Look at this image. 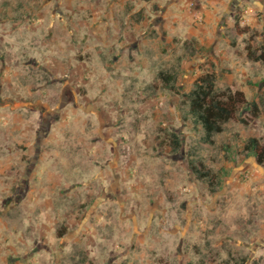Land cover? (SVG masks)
<instances>
[{
	"label": "rangeland",
	"instance_id": "374dc122",
	"mask_svg": "<svg viewBox=\"0 0 264 264\" xmlns=\"http://www.w3.org/2000/svg\"><path fill=\"white\" fill-rule=\"evenodd\" d=\"M263 46L264 0H0V264H264ZM206 73L247 101L211 143Z\"/></svg>",
	"mask_w": 264,
	"mask_h": 264
},
{
	"label": "trees",
	"instance_id": "16d2710c",
	"mask_svg": "<svg viewBox=\"0 0 264 264\" xmlns=\"http://www.w3.org/2000/svg\"><path fill=\"white\" fill-rule=\"evenodd\" d=\"M148 1V0H145ZM248 56L264 65V46L260 48L258 55L248 51ZM176 73L168 71L159 72L154 78V84L162 91L175 93ZM181 107L184 110L182 120H191L194 125H199L203 132V141L211 143L213 136L223 131L224 125L234 120L240 109L247 104V101L240 91H231L230 88L218 90L216 79L213 73H206L197 78L193 88L181 95ZM250 115L252 118L258 117L260 110L252 103ZM244 122V121H242ZM169 145L173 151H178L180 141L176 134H168ZM245 151H249L254 156L257 165L264 167V144L256 138L248 139ZM189 168L199 180H207L211 187L216 185L215 176L201 162L190 161ZM241 259L239 264L244 263Z\"/></svg>",
	"mask_w": 264,
	"mask_h": 264
}]
</instances>
